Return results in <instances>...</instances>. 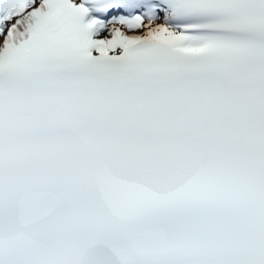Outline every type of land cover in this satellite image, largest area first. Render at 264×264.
Wrapping results in <instances>:
<instances>
[{
    "label": "snow or ice",
    "instance_id": "1",
    "mask_svg": "<svg viewBox=\"0 0 264 264\" xmlns=\"http://www.w3.org/2000/svg\"><path fill=\"white\" fill-rule=\"evenodd\" d=\"M0 264H264V0H0Z\"/></svg>",
    "mask_w": 264,
    "mask_h": 264
}]
</instances>
